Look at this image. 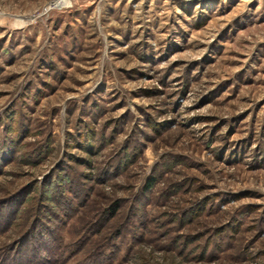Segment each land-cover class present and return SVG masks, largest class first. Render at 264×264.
<instances>
[{
    "label": "rangeland",
    "instance_id": "rangeland-1",
    "mask_svg": "<svg viewBox=\"0 0 264 264\" xmlns=\"http://www.w3.org/2000/svg\"><path fill=\"white\" fill-rule=\"evenodd\" d=\"M0 264H264V0H0Z\"/></svg>",
    "mask_w": 264,
    "mask_h": 264
},
{
    "label": "trees",
    "instance_id": "trees-1",
    "mask_svg": "<svg viewBox=\"0 0 264 264\" xmlns=\"http://www.w3.org/2000/svg\"><path fill=\"white\" fill-rule=\"evenodd\" d=\"M41 236V235H40ZM41 238H42V236H41ZM35 239V238H34ZM39 242H41V240H39ZM33 252V251H32Z\"/></svg>",
    "mask_w": 264,
    "mask_h": 264
}]
</instances>
